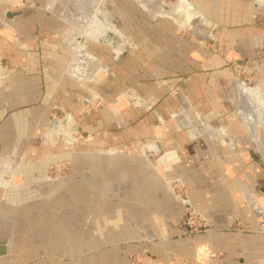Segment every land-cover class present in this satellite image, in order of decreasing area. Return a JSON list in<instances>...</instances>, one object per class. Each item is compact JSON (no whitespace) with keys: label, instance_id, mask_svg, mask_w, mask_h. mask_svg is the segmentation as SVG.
Listing matches in <instances>:
<instances>
[{"label":"crops","instance_id":"crops-1","mask_svg":"<svg viewBox=\"0 0 264 264\" xmlns=\"http://www.w3.org/2000/svg\"><path fill=\"white\" fill-rule=\"evenodd\" d=\"M2 1L0 264H264L256 218L264 211V117L253 126L240 115L250 89L234 83L235 68L254 78L264 101V0H186L209 21L210 47L166 33L168 21L143 20L132 0H103L94 54L113 74L98 70L97 82L83 86L64 75L68 23L60 15L69 12L75 25L86 7L12 0L21 5L12 11ZM149 1L154 13L183 16L187 8L185 0L171 9ZM112 28L139 51L124 61L116 49L108 64L101 29L116 37L112 46L125 41ZM82 56L87 69L93 58ZM90 95L113 105L79 118L80 99ZM58 110L94 140L60 154L47 133ZM60 159L72 163L63 185L46 176V165ZM167 181L184 195L170 193ZM188 209L213 227L190 232Z\"/></svg>","mask_w":264,"mask_h":264},{"label":"rangeland","instance_id":"rangeland-1","mask_svg":"<svg viewBox=\"0 0 264 264\" xmlns=\"http://www.w3.org/2000/svg\"><path fill=\"white\" fill-rule=\"evenodd\" d=\"M92 2H84L79 0L80 4L82 7H86V10H83L84 12H80L79 13H75L76 17L77 15H80V19H78L76 21V24L74 25V23H71V15L70 13L66 12V10L63 13H66V15H60L62 16V18L66 21V23H68V28L65 32L66 36L64 37L65 42L64 45H62L61 48L67 49V53H68V59L65 61V68H64V75L65 77H67L68 79L70 78L72 81H75V83L79 86H83V85H88L90 83H96L97 82V72L98 70L100 71V73L104 74L106 76H109L112 73V70L108 67L106 68L104 65L100 64V61H104V59L100 58V61L98 60L97 55H95L94 53L98 52V46H94L95 45V41L93 38L86 36L87 30L88 28L91 26V29H89L91 32H93L94 27L96 26L95 21L98 20L99 14L100 12V7L103 8L104 2L102 0L101 4H99L98 0H91ZM109 5V1L107 0ZM135 5L137 7H141L143 10V14H140V17L147 21L149 20V22L151 21H155V23H159L161 21H168L169 23L172 24V26L170 25L169 28L171 29H167V32H178L180 36L185 37L187 39V41H189L194 47H210L211 46V29L210 27V23L208 20H206L203 17H200L198 15H196L195 13H193L192 11H189L188 8L191 9V5L188 1H186V12H184L183 16H181L180 13H174L171 12L170 15L167 14H163L161 13V8H158L157 12H149L147 9V7L145 8L142 3L139 0H132ZM158 2H161L163 4H165L167 6L166 9H171V8H177L179 6V2L180 0H169V1H162V0H155ZM6 5H8V9L12 10V11H16L19 9V7L21 6L20 4L16 3L15 1H8L6 0ZM59 2L63 3L65 2L64 6H69L70 8H75L77 7L76 4L74 3V1H69V0H49L48 4H58ZM1 3H4V1L1 0ZM79 6V7H81ZM97 9H95V7ZM76 9V8H75ZM82 9V8H81ZM91 9L93 10L91 12ZM104 9V8H103ZM80 10V9H79ZM91 12V13H90ZM90 13V14H89ZM146 13V14H145ZM94 14V16H93ZM70 15V16H68ZM203 19L205 21V23H207L208 28H207V32L204 36L203 33H201L200 35L194 30L195 27H200V20ZM0 20L2 21V19L0 18ZM89 22H88V21ZM85 21L88 22L84 23ZM112 21V19L110 18L108 20V22ZM143 22L144 25H142V28H144V30H147L150 26H148V23ZM113 22V21H112ZM107 23V22H106ZM1 24V23H0ZM110 24V23H109ZM190 24H192L194 27L190 28V30L188 31L187 29H184V26L188 25L190 27ZM112 25V24H110ZM113 26V25H112ZM118 31V30H117ZM101 36L99 37L100 42H102L104 45V49H106V51L103 54V57L105 59L108 60V64L110 63V59H109V53L115 52L114 50L119 49L121 52V58L124 59V61L126 59H129V54L130 51H139V47L137 46H129L128 43H126L127 39L125 38V36L123 34L120 35V32L118 31L117 33H114L115 35H119L120 37H124L123 39L125 40L123 42L122 46H118L119 48H117V45H113L110 44L111 40H113V38H116L113 34H111L112 32H108L106 31V29H103L100 31ZM105 33L107 36H105ZM110 33V34H109ZM144 33V32H143ZM165 33V34H166ZM128 36V35H127ZM105 37V38H104ZM98 38V39H99ZM2 48V47H1ZM0 48V52H3V49ZM88 54L90 55L93 60L90 61L86 60V64H87V69H85L83 62L81 61L84 57L81 55L82 54ZM96 56V57H95ZM120 57V56H119ZM118 57V58H119ZM143 57V56H142ZM79 61H81L80 64ZM84 63V64H85ZM161 63V62H160ZM3 64V65H2ZM107 64V63H105ZM111 64V63H110ZM75 65V67H74ZM80 65V69L78 70V74L79 76L77 78L73 77V75H71L70 71L73 70V68H77V66ZM1 66H4V62L0 60V74L2 73V69ZM109 66V65H108ZM158 65H156V67H158ZM173 66V70L177 68L176 63H172ZM106 68V72H104V69ZM161 67V66H159ZM5 68V67H4ZM102 68V69H101ZM77 71V69H76ZM101 74V75H102ZM127 80V78L124 79V84L126 83L125 81ZM246 81V82H241V81ZM254 78L253 77H246V74H244L243 72H239L236 71L234 68V83L235 85L238 84V89L239 91L242 90L243 92H245L244 90H248L250 89V93H245L246 94V98L241 96V103L239 106V112L241 116H244L242 113H244V110H246L247 108L244 106V103H247V105L250 106H254L256 109V114H254V118H256L258 120V122L263 121L262 117H264V101L262 100V98H260L259 94H258V90L254 91L252 87H255V82L253 81ZM245 83H250L251 86H248ZM128 87L130 86L129 83ZM175 89H173V92L175 93L174 95L176 97H178V88L174 87ZM249 91V90H248ZM252 91V92H251ZM241 94V93H240ZM132 96L130 95V92L128 93H124V98L130 99ZM255 101L258 104L259 101V106H257V104L255 103ZM80 103L82 105V113L79 116V118H82L83 115H88V114H92V113H96L98 112V110L101 109H105V108H109L112 104V102L104 99L103 96L100 95H90L89 97H85L82 96L80 99ZM135 105H140V106H144L145 103L143 101H140L138 99H136L135 101L132 102ZM256 104V105H255ZM256 115V116H255ZM51 121H52V125H50L49 131L47 132L48 135V139H51L53 142H55L57 144L58 150L60 152V154H66V152L68 151H72L76 148H79L81 146H83L84 144H88L89 142H92L94 140L93 136L90 137V135L85 134L82 130V127L80 126L78 120H70L66 117L65 113L62 112L61 110L58 111H54V113L52 114L51 117ZM119 126V125H118ZM51 133V135H50ZM154 155V154H153ZM153 155L148 157L145 153H144V160L148 163H150L151 161H153ZM150 161V162H149ZM150 165V164H149ZM52 169L53 174L50 175V173L48 174V172H50ZM57 169V171H55ZM72 170V163L70 160L68 159H60L59 161H55L52 163H49L46 165V176L47 179H49L50 181H54L57 182L59 185H63L68 177V175L70 174ZM50 175V176H49ZM53 176V180L48 178V177H52ZM56 179V180H55ZM169 186V192L172 193L173 195H175V197H179V195L181 194V196L184 195V190L182 188L181 191L178 190L177 185L178 182L176 181H167L166 182ZM179 185V184H178ZM194 210V209H193ZM195 211V210H194ZM187 215V212H186ZM186 221V218H185ZM186 224V223H185ZM187 227V226H186ZM189 230V229H188ZM193 233V232H192ZM133 262H136V257H133Z\"/></svg>","mask_w":264,"mask_h":264},{"label":"built area","instance_id":"built-area-1","mask_svg":"<svg viewBox=\"0 0 264 264\" xmlns=\"http://www.w3.org/2000/svg\"><path fill=\"white\" fill-rule=\"evenodd\" d=\"M55 171H57V169ZM49 173H50V175L53 174L52 169H51L50 172H48V174ZM48 178H50L52 180L54 179L53 176L52 177H48ZM175 186H177L179 191L182 190V187L180 185L177 184ZM179 197H182L181 194L179 195ZM256 218H257V221L259 223V226L257 228V232L264 233V211L258 210V212L256 213ZM185 223H186V226L189 229V231L193 232V233H197L199 231L210 229V228L213 227V225L210 222L206 221L203 217H201L193 209H188L187 210Z\"/></svg>","mask_w":264,"mask_h":264},{"label":"bare ground","instance_id":"bare-ground-1","mask_svg":"<svg viewBox=\"0 0 264 264\" xmlns=\"http://www.w3.org/2000/svg\"><path fill=\"white\" fill-rule=\"evenodd\" d=\"M141 3H142V5L144 6V7H149L150 9H156L157 8V4H153V2L152 1H149V0H139ZM101 21L102 22H104L102 19H101ZM104 24V23H103ZM194 26L192 25V24H190V27L187 25H185L184 26V29H187L188 31L190 30V28H193ZM89 29H91V26L88 28V30H87V33H86V36H88V37H96L97 35H95V33L94 32H91ZM194 29V28H193ZM102 30V29H101ZM113 32H118V31H116L114 28H112L111 29ZM195 31H196V33H197V36H198V34L200 35L201 33H203L204 34V36H205V34H206V32H207V28L206 27H204V24L203 25H201L200 24V27H195V29H194ZM121 35V34H120ZM256 105V104H255ZM257 106H259V104L257 105ZM246 118H248L249 119V121H250V123L253 125L254 124V122H253V120L255 119V120H257L256 118H254V114H256V109H255V107L254 106H251V107H247V109L246 110H244V113H242ZM256 116V115H255ZM264 119V118H263ZM254 126V125H253Z\"/></svg>","mask_w":264,"mask_h":264}]
</instances>
